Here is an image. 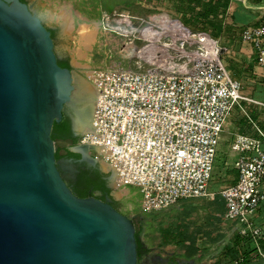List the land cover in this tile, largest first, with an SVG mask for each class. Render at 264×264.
Listing matches in <instances>:
<instances>
[{"label":"built area","instance_id":"obj_1","mask_svg":"<svg viewBox=\"0 0 264 264\" xmlns=\"http://www.w3.org/2000/svg\"><path fill=\"white\" fill-rule=\"evenodd\" d=\"M99 26L122 40L136 69L93 71V107L81 142L110 167L115 188L139 191L145 212L214 197L208 185L231 113L247 114L243 103L264 112V102L242 95L218 39L187 31L167 10L148 16L103 12ZM241 39L253 45L264 68V25L246 28ZM252 125L259 137L234 134L238 179L218 194L242 237L264 239V226L255 223L264 206V132Z\"/></svg>","mask_w":264,"mask_h":264},{"label":"water","instance_id":"obj_2","mask_svg":"<svg viewBox=\"0 0 264 264\" xmlns=\"http://www.w3.org/2000/svg\"><path fill=\"white\" fill-rule=\"evenodd\" d=\"M73 90L51 31L25 1L0 0V264L138 262L134 220L79 198L57 166L52 129Z\"/></svg>","mask_w":264,"mask_h":264},{"label":"rangeland","instance_id":"obj_3","mask_svg":"<svg viewBox=\"0 0 264 264\" xmlns=\"http://www.w3.org/2000/svg\"><path fill=\"white\" fill-rule=\"evenodd\" d=\"M33 11L45 18L52 27L54 48L58 58L71 66L73 73V93L72 100L67 105V111L72 114L73 123L76 128V113L72 106L77 96L86 91V99L80 102V106H89L93 101L94 92L91 87L90 76L97 69L110 68H127L131 65L132 69H136L132 64L129 52L124 47L120 38L112 34L104 33L99 26V14L101 11L125 12L138 16H148L158 10H167L174 14L173 0H133L132 4L126 5L125 0H24ZM228 3L227 10H222L218 18L210 17L207 22L199 19H192L190 14L184 15V18L191 23H195L199 28H204L211 36L216 35L220 44L227 48V52L223 55L222 60L228 68L234 80L242 85V95L260 102H264V72H257L250 67L243 65L244 58L252 60V47L244 45L241 39L242 30L239 27H233L231 17L228 13L230 8L241 6V3L232 0H225ZM264 0H248L249 5L259 6ZM206 10H201L203 13ZM175 15V14H174ZM176 18L180 20V14L176 13ZM69 20L70 30L66 31L64 25L56 23L62 18ZM52 22V23H51ZM88 31L91 34L92 41L86 44L84 35L80 32ZM78 103V102H77ZM245 114L241 109H235L227 122L224 136H222V146L218 148L215 170L208 185L209 193H218L222 189L231 185L237 177L235 171V159L237 157V149L235 146V133L251 134L259 137L256 133L252 122H255L261 130L264 131V112L257 105L243 103ZM248 115L251 121L248 120ZM77 129V128H76ZM82 133L87 132V128L77 129ZM224 140V141H223ZM63 154L67 146V142L62 140L54 141ZM101 169L105 172L108 167L105 163H101ZM126 187L115 188L111 182V191L116 200V207L122 213L133 220L138 217L143 221V232L141 240L148 238V244L153 247L151 256L162 255L164 257L174 254L178 249L174 246L159 244V233H166L175 229L176 225L184 228V233L191 235L197 246L202 250V258L198 264H222L225 259L224 250L229 240L235 233V225L221 215L219 205L215 198L210 202L203 203L201 209L196 208L198 212L193 213L190 205L184 210L166 212H145L142 209L141 201L133 190ZM212 208V209H211ZM214 211L213 213L209 211ZM192 212V213H191ZM262 218L258 225L264 224V210H262ZM261 223V224H260ZM144 232L148 235L145 237ZM222 236V238H220ZM218 238V239H217ZM220 238V239H219ZM217 240L216 242L213 241ZM250 245V253L245 257L244 263L241 264H264L261 254L257 247L264 252V240L253 239L248 243ZM212 258L216 260L210 262ZM196 264V263H193Z\"/></svg>","mask_w":264,"mask_h":264},{"label":"trees","instance_id":"obj_4","mask_svg":"<svg viewBox=\"0 0 264 264\" xmlns=\"http://www.w3.org/2000/svg\"><path fill=\"white\" fill-rule=\"evenodd\" d=\"M24 1V0H22ZM174 10H176L177 14H180V22L182 23L183 27L190 32H205L208 34L206 29L199 28L195 23L188 22L184 15L190 14L192 19H199L200 21L207 22L208 18L215 17L218 18L221 15L222 10H227L228 3L225 0H173ZM133 0H125V4L129 5L132 4ZM201 10H206L201 13ZM53 38V32H51ZM210 35V34H209ZM211 36V35H210ZM215 38L216 35L211 36ZM217 39V38H215ZM58 64L62 68H70V64L68 61L66 62H58ZM60 124L54 123L52 129V140H58L59 136H57V132L59 129ZM259 127V126H258ZM260 129V128H259ZM261 130V129H260ZM263 131V130H261ZM264 132V131H263ZM60 150L56 151L55 157H60ZM64 151L68 153L70 157L79 158L80 155L77 153L71 152L68 148H65ZM235 183V182H234ZM93 190H103L104 194H109L110 190L106 189L102 184L94 185L92 188ZM73 192V191H72ZM74 193V192H73ZM76 193V194H75ZM75 195L79 198H86L88 194L87 189H77L75 191ZM219 208L223 206L220 197L216 198ZM135 224V237L137 241V264H176L175 261H184L186 263L190 262L194 257H202V250L197 246L195 241L192 239L191 235L184 233V228L181 225H178L177 228L168 232L166 235H161L163 240V245H171L178 249L172 255V258L169 262L162 259L160 256H151L150 250L145 248L144 244L141 241V233L143 232V221L138 217L134 220ZM222 238V236H220ZM219 238V239H220ZM218 239V238H217ZM216 242L217 240H214ZM249 241L245 242L238 233H234V235L229 240L225 248V254L227 255L228 259L232 262L238 259L240 256L246 257L251 249L250 245L248 244ZM245 261V260H244Z\"/></svg>","mask_w":264,"mask_h":264},{"label":"flooded vegetation","instance_id":"obj_5","mask_svg":"<svg viewBox=\"0 0 264 264\" xmlns=\"http://www.w3.org/2000/svg\"><path fill=\"white\" fill-rule=\"evenodd\" d=\"M58 62L60 63L62 61L58 58ZM59 124L60 126L57 132V136H59L58 140L67 142L66 148L80 155L79 158H73L65 151L63 154H60V157H55L57 166L66 184L74 193L77 189H87L89 195L86 198L95 197L102 201H109L115 209L122 213V211L116 207V200L111 191V182L114 180V175L110 167L107 165L108 171L105 172L101 169V162L95 160L94 163H91L84 157L86 153L88 156L94 158V151L81 142L85 133L75 128L72 114H69L67 111V106L63 110V116ZM70 165L72 166L71 168H69ZM99 184L109 189L110 193L104 194V191L101 189H92L94 185Z\"/></svg>","mask_w":264,"mask_h":264},{"label":"crops","instance_id":"obj_6","mask_svg":"<svg viewBox=\"0 0 264 264\" xmlns=\"http://www.w3.org/2000/svg\"><path fill=\"white\" fill-rule=\"evenodd\" d=\"M251 1H253V0H251ZM248 2V0H244L243 2H239V3H241V6H234L233 8H230L231 10H228V13H229V15H230V17H231V22H232V26L233 27H239L242 31L241 32H243L246 28H253V27H257V26H260V25H264V1H263V4L262 5H259V6H254V5H251L250 3H249V5H247L246 3ZM31 8V7H30ZM32 10V9H31ZM32 12L36 15V16H38L39 18H40V20L42 21V23L49 29V30H51L52 29V27L51 26H49L48 25V23L47 22H44V20H45V18L44 17H42L40 14L38 15V13H36L35 11H33L32 10ZM103 12H111V11H101L100 12V14H99V20L98 21H100V18H101V15H102V13ZM170 12V11H169ZM153 13H155V12H153ZM152 13V14H153ZM171 13V12H170ZM175 18H176V13L174 12V14L173 13H171ZM176 19H178V18H176ZM64 20H65V18L63 17L61 20H60V22L59 21H57L56 23H58V24H61V25H66V23L67 22H64ZM179 20V19H178ZM180 21V20H179ZM52 23V22H51ZM219 40V39H218ZM243 44L244 45H248V46H251L252 47V51H253V57H252V60L251 59H249V58H246V56H245V58H244V62H243V65L245 66V67H250V65H252V67H253V69H255L257 72H264V68H262V67H260L258 64H257V61H256V51H255V49H254V47H253V45L252 44H247V43H244L243 42ZM232 75V74H231ZM234 76V75H233ZM232 76V77H233ZM234 78V77H233ZM240 83V82H239ZM253 122V121H252ZM255 123V122H254ZM256 124V123H255ZM250 132H252L251 134H249L248 132H245L246 134H249L250 136H253V137H256L255 135H254V131L252 130V131H250ZM226 133V132H225ZM224 133V134H225ZM257 133V132H256ZM224 134H223V136H224ZM233 136H234V134H233ZM257 138V137H256ZM223 139V138H222ZM222 139H221V141H220V143H219V146L221 145L222 146V144H223V142H222ZM224 141V140H223ZM219 146H218V148H219ZM220 146V147H221ZM220 149V148H219ZM217 152H218V150H217ZM218 155V154H217ZM217 157V156H216ZM217 159V158H216ZM215 164H216V161H215ZM234 168H235V166H234ZM215 170V169H214ZM235 171H236V169H235ZM237 172V171H236ZM214 173V172H213ZM237 179H238V174H237V177H236V179H235V183L237 182ZM234 183V181L231 183V185H233V184H235ZM230 186V185H229ZM129 191L130 190H133L137 195H138V198H139V200L141 201V195H140V193H139V191L136 189V188H134V187H126ZM125 188V189H126ZM219 193V192H218ZM218 193H212V194H214V197H208V198H200V199H185V200H181L179 203H177L176 205H174V206H172V207H170V208H168V209H164V210H160L159 212H166V211H170V212H172V211H174V209L176 208V207H178V208H176V209H178V210H185L186 209V207L187 206H189L190 205V207H191V209H193V213H198V212H195V211H197V209L196 208H199V209H201V207L203 206V203H205V202H210L211 201V199H213V198H215V197H218L219 196V194ZM220 197V196H219ZM221 199V198H220ZM214 200V199H213ZM221 202L223 203V206L221 207V208H219L220 209V213H221V215L222 216H224L225 217V206H224V202H223V200L221 199ZM212 209V208H211ZM262 210H264V206L262 207V209L259 211V213L257 214V216H256V218H255V223L258 225V223H259V221L258 220H260L259 218H262ZM154 212H158V211H154ZM209 212H211V213H213L214 211L212 210V211H209ZM192 213V212H191ZM226 218V217H225ZM227 219V218H226ZM227 220H229V219H227ZM229 221H231V220H229ZM234 225H235V233H238L239 234V232H238V229H239V225L236 223V222H234V221H231ZM261 224V223H260ZM177 226L178 225H176V227L175 228H177ZM260 226H264V224L263 225H260ZM167 234V233H166ZM165 234V235H166ZM148 235V233L147 232H144V236L146 237ZM161 233H159V244H162L163 243V240H162V237H161ZM239 236L243 239V240H245V242H247V241H251V240H253L251 237H242L240 234H239ZM261 240H264V239H261ZM142 241V243L144 244V246H145V248H148L149 250H150V255L152 254V250H153V247H151L152 245L151 244H148V238L147 239H145V240H141ZM167 246H170V245H167ZM258 248V250H261L260 249V247H257ZM262 251V250H261ZM175 253V252H174ZM173 255V254H172ZM172 255H168V256H166V257H164V256H160V255H156V256H160L162 259H164V260H166L167 262H169L170 261V259L172 258ZM224 256V260L222 261V264H241V263H244V260H245V257H243V256H240L238 259H236V260H234V261H230L229 259H228V257H227V255L225 254V250H224V254H223ZM202 258V257H201ZM200 257H194L190 262H188V263H186V262H184V261H180V264H193V263H196V264H198V262H199V259H201ZM261 259H262V261H263V258H262V256H261ZM216 259L215 258H212V260L210 261V262H213V261H215ZM175 263L177 264V263H179L178 261H175ZM263 263H264V261H263Z\"/></svg>","mask_w":264,"mask_h":264},{"label":"bare ground","instance_id":"obj_7","mask_svg":"<svg viewBox=\"0 0 264 264\" xmlns=\"http://www.w3.org/2000/svg\"><path fill=\"white\" fill-rule=\"evenodd\" d=\"M67 22L66 25L64 26L65 30L68 31L70 30V24H69V20L65 21ZM82 35L85 33V35L83 36L84 39L86 41H84L86 44H88L89 41H92V37L91 34L88 33V31H84L82 30L80 32ZM83 99H86V91L83 92V94L81 93L80 96H77L75 101L72 103L74 109H75V113H76V128L78 129H83V128H87L89 127V122H90V117H91V112H92V107H93V101L91 102V104L88 106H80V102L83 101ZM78 102V103H77Z\"/></svg>","mask_w":264,"mask_h":264}]
</instances>
